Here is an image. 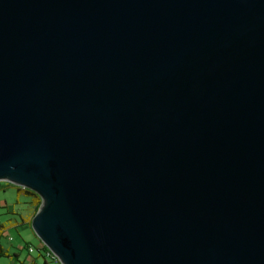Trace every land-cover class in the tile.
<instances>
[{"label":"water","instance_id":"95a60500","mask_svg":"<svg viewBox=\"0 0 264 264\" xmlns=\"http://www.w3.org/2000/svg\"><path fill=\"white\" fill-rule=\"evenodd\" d=\"M60 264H264V0H0V182Z\"/></svg>","mask_w":264,"mask_h":264},{"label":"rangeland","instance_id":"374dc122","mask_svg":"<svg viewBox=\"0 0 264 264\" xmlns=\"http://www.w3.org/2000/svg\"><path fill=\"white\" fill-rule=\"evenodd\" d=\"M5 183L6 182L1 181L0 185L5 187ZM15 192L16 191L13 188L0 190V224L4 227H7L10 221H16L19 224L16 228L13 227L6 230V238H3L0 233V245L5 250L6 254L12 256L14 253H18V255H21L22 257L27 255L25 246L31 243L36 247L38 245V240L34 237L35 235H33L30 226H24L23 223L20 222L19 216L21 215L14 213L15 211H19L18 213L22 212L21 214L25 216L28 211V205L23 206L22 204L31 199L24 196H18ZM28 212L31 213L30 210ZM22 247L24 248L22 249ZM34 255H37V253L34 252ZM10 256L0 257V264H12ZM47 261L50 264H54L51 259H47Z\"/></svg>","mask_w":264,"mask_h":264},{"label":"trees","instance_id":"16d2710c","mask_svg":"<svg viewBox=\"0 0 264 264\" xmlns=\"http://www.w3.org/2000/svg\"><path fill=\"white\" fill-rule=\"evenodd\" d=\"M6 188H13V189H15V191H16L15 193L18 196H24V197H27V198H30L31 199L29 201L28 205H29V207L31 206L30 210H31V219H32V217L36 214V212L38 211V209H39V207L41 205V199H40V197L36 193H34L33 191H30V190L25 189V188L16 187V186H13V185H11L9 183H5V187H3V186L0 185V190H4ZM29 226H30V224H29ZM3 229H4L3 228V225L0 224V230H3ZM38 244H39V247H35L31 243H29V244H27L25 246V249L27 250V255H26V261H25V263H22V264H26V263H28V264H36L35 263V257H37V256L39 258H41V260H42V263L40 262L39 264H50L47 261V259H51L54 262V264H60V263H58L59 261L55 257H53L52 254L49 253V251L47 250V248L39 240H38ZM23 248L24 247H22V249ZM29 248L32 249V252L30 254L28 252V249ZM34 252H36L37 255H34ZM2 256L9 257L10 255L6 254L5 253V250L0 245V257H2Z\"/></svg>","mask_w":264,"mask_h":264},{"label":"crops","instance_id":"0c3cea01","mask_svg":"<svg viewBox=\"0 0 264 264\" xmlns=\"http://www.w3.org/2000/svg\"><path fill=\"white\" fill-rule=\"evenodd\" d=\"M28 203H29V200H27L24 204H22L23 206H26V205H28ZM16 204H17V202H16ZM28 211L30 210V207H29V205H28V209H27ZM26 212V215L25 216H23L21 213H18L19 211H15L14 213L16 214H20L21 216H19V218H20V222L21 223H23V225L24 226H29V222L31 221V213H29V212ZM31 211V210H30ZM19 224L16 222V221H10L9 222V225L7 226V227H4L3 226V230H0V233H1V236L3 237V238H6L7 237V234H6V230L8 229V228H13V227H15L16 228V226H18ZM0 236V237H1ZM18 247H19V245H18ZM36 247H39V244L36 246ZM19 250H20V247H19ZM11 258H10V260H11V262H12V264H22V263H25V261H26V256H22L21 257V255H18V253H14L12 256H10ZM41 262V258H39L38 256L37 257H35V263L36 264H39ZM26 264H28V263H26Z\"/></svg>","mask_w":264,"mask_h":264},{"label":"built area","instance_id":"2783aa9c","mask_svg":"<svg viewBox=\"0 0 264 264\" xmlns=\"http://www.w3.org/2000/svg\"><path fill=\"white\" fill-rule=\"evenodd\" d=\"M28 252H29V254H30V253L32 252V249H31V248H29V249H28Z\"/></svg>","mask_w":264,"mask_h":264},{"label":"bare ground","instance_id":"6f19581e","mask_svg":"<svg viewBox=\"0 0 264 264\" xmlns=\"http://www.w3.org/2000/svg\"><path fill=\"white\" fill-rule=\"evenodd\" d=\"M50 253V252H49ZM51 254V253H50ZM54 257V256H53ZM55 259V258H54ZM58 262V261H57ZM59 263V262H58Z\"/></svg>","mask_w":264,"mask_h":264}]
</instances>
